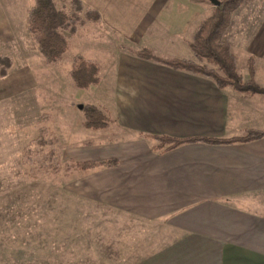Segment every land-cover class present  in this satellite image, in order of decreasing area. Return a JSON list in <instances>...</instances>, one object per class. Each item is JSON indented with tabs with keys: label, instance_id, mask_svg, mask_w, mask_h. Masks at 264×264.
Segmentation results:
<instances>
[{
	"label": "crops",
	"instance_id": "obj_1",
	"mask_svg": "<svg viewBox=\"0 0 264 264\" xmlns=\"http://www.w3.org/2000/svg\"><path fill=\"white\" fill-rule=\"evenodd\" d=\"M81 1L100 15L97 26L129 48H148L145 37L156 35L151 29L159 18L163 20L156 32L169 35L170 26L169 31L182 34L188 47L187 41L210 10L204 0ZM28 7L18 20L0 10V54L12 58L9 73L0 79V99L35 86L22 62L38 55L24 47ZM245 49L253 62L264 63V14ZM120 52L114 69L107 71L109 94L103 97L102 91L91 90L100 84L99 76L98 83L86 89L91 91L88 100L94 102L89 104L106 106L111 123L127 137L66 142L69 132L85 134L107 127H82L81 115L78 118L70 110L72 102L53 107L47 130L56 138L63 159L116 158L118 164L112 168L79 171L74 191L84 199L159 224V235L143 237L134 246H110L109 257L91 264H264V212L237 204L264 196V137L218 145L190 142L158 153L150 150L149 140L137 135L226 138L247 129L264 131V97L218 88L207 77ZM171 54L159 57L192 56ZM253 66L254 81L259 70L258 64ZM25 76L30 85H18Z\"/></svg>",
	"mask_w": 264,
	"mask_h": 264
},
{
	"label": "rangeland",
	"instance_id": "obj_2",
	"mask_svg": "<svg viewBox=\"0 0 264 264\" xmlns=\"http://www.w3.org/2000/svg\"><path fill=\"white\" fill-rule=\"evenodd\" d=\"M204 1L210 6L209 15L212 4L209 0ZM32 4L33 0H0V10L18 20L26 5ZM263 14L264 0H243L223 31L234 68L244 81L254 78L253 73H248L247 59L252 57L247 56L245 48ZM162 20L159 18L151 29L156 35L147 33L145 39L148 42L144 46L158 56L170 53L191 56L182 34L171 33L170 26L167 27L169 35L156 32ZM25 37L26 33L24 40ZM121 45L120 40L103 27L83 25L68 39V48L55 64L45 63L35 54L24 58L22 62L28 67V79L35 86L11 98L0 99V264H59L61 261L64 264H91L95 259L101 263L103 257L110 256V246H134L143 237H158L159 224L80 197L74 191L78 186L79 171L63 167L68 159H63L60 154L56 138L54 147L62 165L57 169L37 168L36 159L24 163L22 158V148L37 136L39 126L47 128L53 107L60 105L61 108L72 102L70 110L80 118L78 105L94 103L87 98L91 91L75 88L71 83L68 71L73 55L80 54L98 63L101 82L91 90L94 94L102 91L104 97L109 94L107 71L114 69L118 53L123 50ZM24 47L29 50L25 43ZM16 61L20 62L18 58ZM253 64H258L256 69L259 70L254 79L257 84L253 83L264 89V63L252 59V71ZM26 78H20L17 84L30 85ZM96 105L112 120V113L106 106L102 108L100 102ZM86 132H69L65 141L99 142L127 137L111 122L105 129ZM58 141L64 142L63 139ZM260 198L264 201V196H257L237 204L264 212ZM143 229H147L148 234H142Z\"/></svg>",
	"mask_w": 264,
	"mask_h": 264
},
{
	"label": "trees",
	"instance_id": "obj_3",
	"mask_svg": "<svg viewBox=\"0 0 264 264\" xmlns=\"http://www.w3.org/2000/svg\"><path fill=\"white\" fill-rule=\"evenodd\" d=\"M212 4L209 15L203 18L191 35L187 46L191 51V58L159 57L150 49L121 48L137 58L153 61L167 67L184 70L211 79L218 88L230 87L239 92L260 93L264 97V89L258 88L249 79L244 81L234 68V61L228 53V45L223 39V31L228 26L231 14L243 0H217ZM97 26L101 18L97 11L87 7L81 0H33V4L26 10L24 30L25 45L35 51L45 63L55 64L68 48V39L75 35L83 25ZM12 59L9 55L0 54V79L10 71ZM249 75L252 74V59H247ZM99 65L96 61L73 55L68 71L72 85L78 89H86L98 83ZM81 112V126L96 130L104 128L111 122L109 116L95 105L84 103L79 105ZM37 136L22 148V158L36 159V167L44 166L48 171L57 169L60 165L58 152L54 147L55 139L47 132V128L39 126ZM138 136L151 142L149 148L154 152H164L181 144L201 142L205 144L244 143L264 137V131L247 129L241 135L226 138H174L167 135H151L137 133ZM118 164L116 158L75 161L68 159L63 163L65 169L73 171H88L97 168H112ZM47 258L44 257V261ZM49 260V257H48ZM60 262V258H59ZM59 264H64L63 261Z\"/></svg>",
	"mask_w": 264,
	"mask_h": 264
},
{
	"label": "water",
	"instance_id": "obj_4",
	"mask_svg": "<svg viewBox=\"0 0 264 264\" xmlns=\"http://www.w3.org/2000/svg\"><path fill=\"white\" fill-rule=\"evenodd\" d=\"M213 5H216L218 3L217 0H209Z\"/></svg>",
	"mask_w": 264,
	"mask_h": 264
}]
</instances>
